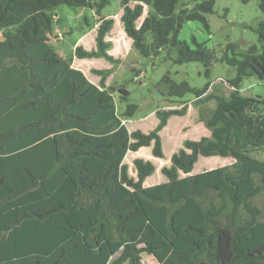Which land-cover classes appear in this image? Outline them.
<instances>
[{
	"label": "trees",
	"instance_id": "1",
	"mask_svg": "<svg viewBox=\"0 0 264 264\" xmlns=\"http://www.w3.org/2000/svg\"><path fill=\"white\" fill-rule=\"evenodd\" d=\"M110 1L0 0V264H143L144 255L155 264H264V213L254 204L264 198V100L240 93L243 78L264 80V53L251 46L238 59L228 43L216 58L194 37L195 48L179 42L186 22L209 29L214 0L191 8L185 0H118L123 31L143 57L174 48L175 64L199 63L207 74L220 61L236 70L228 97H209V134L185 139L160 169L165 181L144 186L155 166L135 159L133 177L126 155L150 147L165 159L160 132L187 106L157 111L148 133L129 132L123 122L136 106L118 114L114 94L121 103L128 92L106 86L111 70H94L93 84L48 44L47 10L100 13ZM259 9L264 15V0ZM113 23L103 16L94 48L76 46L74 57L118 63L108 53ZM257 33L263 43L264 21ZM164 81L170 95L209 100L208 86ZM200 158L233 162L193 173Z\"/></svg>",
	"mask_w": 264,
	"mask_h": 264
},
{
	"label": "rangeland",
	"instance_id": "2",
	"mask_svg": "<svg viewBox=\"0 0 264 264\" xmlns=\"http://www.w3.org/2000/svg\"><path fill=\"white\" fill-rule=\"evenodd\" d=\"M93 1L98 2V0ZM200 1L202 0H185L184 3L191 8ZM129 2L131 5L134 4V0ZM120 9L118 0H111L100 13H97L95 8L73 9L65 5L49 9L47 14L52 18V30L48 44L64 59L73 58L72 66L83 71L91 82L96 84L99 82V76L94 74V70H111L106 86L111 90L122 87L128 92L127 101L121 103L117 92L114 94L118 114L121 115L127 104L136 106L133 116L124 120L129 132L140 130L148 133L158 123L155 115L157 111L181 109L184 105L187 106L184 116L170 117L168 125L160 132L165 159L153 157L151 148H143L136 153L129 152L126 155L124 163L133 177L136 176L133 165L135 159L149 161L155 166V171L144 184L147 186L165 181L160 169L169 165L168 158L182 147L185 139L198 140L209 134L205 121L216 103L215 99L210 98L211 96L228 97L231 91L228 82L235 78L236 70L220 61L213 63L207 74L203 65L199 63L175 64L177 52L174 48L163 49L150 59L143 57L132 47L131 40L123 31L119 21ZM103 16L114 21L111 30L112 46L110 45L109 50L118 63L101 58L95 60L75 58L76 46L81 44L80 46H85L87 50L94 47L95 29ZM206 20L209 27L207 31L197 22H186L178 35L179 42H185L190 48H195L191 43V38L194 37L198 43H204L208 49H211L216 58L221 57L228 43L236 45L238 59L251 46H256L258 54L264 53V42L259 41L257 33L260 22L264 21V15L259 9V0H248L246 3L240 0H214L213 13L206 15ZM132 64L140 65L138 73L134 71ZM165 77L170 83H185L191 89L201 90L208 86L205 96L210 98L196 101L191 91L185 92L181 97L170 95L169 83H165ZM240 93L244 97L264 100V80L256 77L243 78ZM232 162L231 159L201 158L195 165L193 173L203 169L229 166ZM254 204L264 213L263 194H259L254 199ZM142 260L143 264H152V257L144 255Z\"/></svg>",
	"mask_w": 264,
	"mask_h": 264
},
{
	"label": "crops",
	"instance_id": "3",
	"mask_svg": "<svg viewBox=\"0 0 264 264\" xmlns=\"http://www.w3.org/2000/svg\"><path fill=\"white\" fill-rule=\"evenodd\" d=\"M130 5H131V4H130ZM120 11L122 12V9H120ZM120 15H121V14H120ZM106 17H108V16H106ZM111 35H112V32H111ZM111 35H110V36H111ZM79 38H81V37L79 36ZM79 38H78L77 41H79ZM93 38H94V37H93ZM107 40H108L110 43H112V41H111V37L108 38ZM130 42H131V41H130ZM78 43H79V42H78ZM80 45H81V44H80ZM80 45H78V46H80ZM94 46H95V44H94ZM111 46H112V44H111ZM81 47H82L84 50H86V51H89V50H90V49L87 50V49L85 48V46H81ZM93 48H94V47H93ZM91 49H92V48H91ZM110 49H111V48H110ZM108 53H109L111 56L114 55V54H112V52H111L110 50L108 51ZM59 55H60V54H59ZM60 56H61V55H60ZM112 57H113V56H112ZM91 60H95V59H91ZM82 72H83V71H82ZM90 82H91V81H90ZM107 82H108V81H107ZM92 83H93V84H96V83H94V82H92ZM105 83H106V82H105ZM168 121H169V119H168ZM168 121H167L166 126L168 125ZM166 126H165V127H166ZM165 127H164V128H165ZM205 136H207V135H205ZM160 137H161V135H160ZM161 142H162V138H161ZM162 146H163V145H162ZM147 148H150V147H147ZM141 149H143V148H141ZM141 149H140V150H141ZM140 150H139V151H140ZM137 152H138V151H137ZM168 159H169V158H168ZM200 159H201V158H200ZM200 159H199V160H200ZM199 160L197 161L196 164H198ZM210 169H213V168H210ZM210 169H203L202 171L210 170ZM202 171H199V172H197V173H200V172H202ZM147 179H148V178H147ZM147 179H146V180H147ZM145 182H146V181H145ZM162 182H164V181H162ZM162 182H160V183H162ZM157 184H159V183H157ZM152 185H156V184H152ZM147 186H151V185H147ZM149 257H151V256H149ZM142 262H143V260H142ZM151 263H152V264H155V260H154L153 258H152V262H151Z\"/></svg>",
	"mask_w": 264,
	"mask_h": 264
},
{
	"label": "water",
	"instance_id": "4",
	"mask_svg": "<svg viewBox=\"0 0 264 264\" xmlns=\"http://www.w3.org/2000/svg\"><path fill=\"white\" fill-rule=\"evenodd\" d=\"M132 67L135 68L136 70H139L140 69V65H138V64H132Z\"/></svg>",
	"mask_w": 264,
	"mask_h": 264
},
{
	"label": "built area",
	"instance_id": "5",
	"mask_svg": "<svg viewBox=\"0 0 264 264\" xmlns=\"http://www.w3.org/2000/svg\"><path fill=\"white\" fill-rule=\"evenodd\" d=\"M123 123H125V122H123Z\"/></svg>",
	"mask_w": 264,
	"mask_h": 264
}]
</instances>
